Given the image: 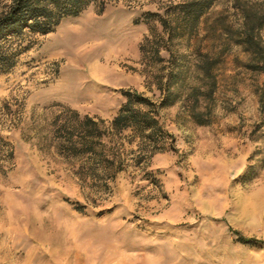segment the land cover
Instances as JSON below:
<instances>
[{"label":"rangeland","instance_id":"obj_1","mask_svg":"<svg viewBox=\"0 0 264 264\" xmlns=\"http://www.w3.org/2000/svg\"><path fill=\"white\" fill-rule=\"evenodd\" d=\"M177 1L96 0L22 37L25 49L0 73V264H264V72L247 67L242 45L216 65L211 122L198 124L181 99L161 108L173 147L141 159L126 131L123 169L105 182L83 181L45 138L63 107L108 122L125 89L158 98L153 77L165 62L143 58L140 43L162 33L147 13ZM232 3L216 0L178 48L217 52L207 27L225 15L236 28Z\"/></svg>","mask_w":264,"mask_h":264},{"label":"trees","instance_id":"obj_2","mask_svg":"<svg viewBox=\"0 0 264 264\" xmlns=\"http://www.w3.org/2000/svg\"><path fill=\"white\" fill-rule=\"evenodd\" d=\"M96 0H9L0 12V73L13 68L18 56L25 49L22 37L27 32L48 33L62 19L81 14ZM216 0H180L169 2L161 14L148 12L147 17L159 16L162 33L146 36L140 43L143 58L148 52L159 71L154 82L159 91L157 99L143 92L125 89L124 101L110 121L77 109L63 107L50 122L46 140L61 156L75 160L74 172L83 181L96 185L114 177L123 169L124 159L118 139L130 131L129 142L139 139L140 158L173 147L168 132L159 118L161 108L182 100L190 115L198 124L211 122L212 101L217 86L216 65L230 44H240L250 52L247 67L264 72V39L259 30L264 26V1L233 0L232 6L241 13V22L235 28L225 21V15L217 16L207 27V32L220 40L217 52L203 49L198 43L191 50L182 51L178 42L197 35L203 15ZM165 49L168 57L160 55ZM191 74L198 80L186 81ZM169 144V147L167 146ZM140 159V160H141ZM253 243L252 238H239Z\"/></svg>","mask_w":264,"mask_h":264}]
</instances>
